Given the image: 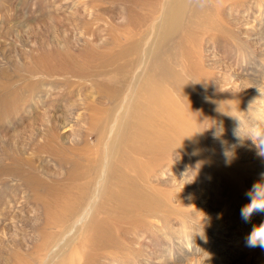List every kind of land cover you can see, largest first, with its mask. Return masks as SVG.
Returning <instances> with one entry per match:
<instances>
[{
    "label": "rangeland",
    "instance_id": "1",
    "mask_svg": "<svg viewBox=\"0 0 264 264\" xmlns=\"http://www.w3.org/2000/svg\"><path fill=\"white\" fill-rule=\"evenodd\" d=\"M148 2L0 0V264L11 249L24 253L61 233L52 253L61 248L67 264H264V249L246 245L264 213L248 222L240 215L246 193L264 181V156L248 140L264 131V0H161L151 16ZM112 69H134L171 95L196 149L162 162L147 186L132 169V150L129 161L112 156L154 212L138 228L123 223L130 215L117 205L128 211V189L111 181L96 221L110 223L123 250L98 245L85 261L79 243L90 216L48 224L43 203L48 188L68 182L75 161H96L109 144L111 136L97 137L100 115L114 109L102 89ZM225 150L234 151L230 163Z\"/></svg>",
    "mask_w": 264,
    "mask_h": 264
},
{
    "label": "bare ground",
    "instance_id": "2",
    "mask_svg": "<svg viewBox=\"0 0 264 264\" xmlns=\"http://www.w3.org/2000/svg\"><path fill=\"white\" fill-rule=\"evenodd\" d=\"M167 1L168 0H166V2ZM160 3L161 0H150V3H147L150 5L147 12L148 14L146 15L151 16ZM166 6L167 3L165 7ZM150 31L151 30L148 29V32ZM126 37H128V35ZM161 39V35L157 37L159 44L161 43ZM134 46L135 45H133V47ZM124 52L122 51L123 55H125ZM114 54L117 55L118 52ZM114 54H112L114 59L119 56V54L117 56ZM118 59L119 57L117 60ZM140 61L141 59L139 56L138 62ZM111 71L102 89L111 97L108 106H114V109L112 112H107L104 108V114H102L103 116L100 115L98 120L99 123H102L103 127L97 137L100 143L105 136H111L109 144L106 143V149L102 152L101 157L99 155L98 160L95 159L96 161H92L89 159L87 162L84 161L86 163L85 165H83V162V164H80L79 160H77V162L75 161V163L73 162L74 173L68 174V182L61 185L59 190H57L58 188H54V185L48 188V190L51 189L50 197L47 192L49 198L43 203L46 204L45 211H48L50 215L48 224L55 223L56 225L63 226L69 221H74L77 217L81 218L84 215L85 218L86 215L90 216L88 222L85 224L83 223V238L79 243V248H83V257L85 261H90V257L92 256L90 249L98 245H105L108 248H119L123 250L113 238V234L109 227L110 223H106L104 220L96 221L97 214L102 212L101 201L107 200V198L102 197L107 192L108 184L111 181L120 178L122 183L117 186H123L128 189V194L126 196L128 211L126 210L125 203L117 205L130 215L129 219L131 220H124L123 223L129 224L133 229L138 228L140 223L145 222L144 218L154 212V206L152 204L148 205L141 201V185L136 189L137 181H135V178H126L122 171L111 162L112 156L116 154L117 162L129 161L127 156L129 157V151L132 150L134 154L131 158L133 159L132 169L136 178L139 181H143L145 186H147L149 180L160 169L162 162L183 152L182 149H188L185 150L184 153L188 156H193L196 149L193 148V150H191L190 147V143L194 140L195 136L193 134V127H191L187 118H181V116L177 117V111L174 105L176 101L171 95L161 90H154L147 85V83H143L141 81L143 78L141 79L140 73L134 75V69L130 71L129 69H112ZM131 72L134 73L131 75ZM148 79L149 78H147V80ZM121 108H123L122 111L120 110ZM109 131H111L112 134L109 133ZM131 133L140 135L141 138H135L134 141L127 144V150L124 149L120 151L119 146L126 142V140L128 141L127 137L130 136ZM64 152L65 151H63V153ZM69 172H71V170ZM44 187L45 186H43V189ZM37 193L39 192L37 191ZM39 194H37L36 197L39 196ZM39 199H37V201ZM41 202H43V200ZM154 203H156V200ZM112 217L119 221V219L121 220L125 216L121 214L119 219L114 215H111V218ZM65 229H67L68 234L69 231L71 233L74 232L73 227L70 228V230L68 228ZM107 230H109V232H106ZM50 238L51 241H46L41 247H33V249L24 253H20L17 248L11 249L9 252L10 261H7V264H67L61 259V248L55 253H52V251L55 250L53 247L57 245L56 243L64 241L65 238L63 234H52ZM38 251H40L41 254L45 253L44 256L42 255L40 258L33 257V252L36 254ZM49 252L52 253V255H48ZM54 256L56 260L53 259Z\"/></svg>",
    "mask_w": 264,
    "mask_h": 264
},
{
    "label": "clouds",
    "instance_id": "3",
    "mask_svg": "<svg viewBox=\"0 0 264 264\" xmlns=\"http://www.w3.org/2000/svg\"><path fill=\"white\" fill-rule=\"evenodd\" d=\"M238 129L235 134L238 139H241L237 134ZM248 140H251L256 147L257 154L264 156V131H254ZM223 155L226 163H230L235 156L232 150H225ZM246 195L250 197V202L242 207L240 215L245 222H248L254 214L264 213V181L255 183ZM246 245L250 248L264 249V222L253 226L252 231L246 237Z\"/></svg>",
    "mask_w": 264,
    "mask_h": 264
}]
</instances>
